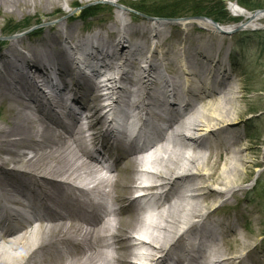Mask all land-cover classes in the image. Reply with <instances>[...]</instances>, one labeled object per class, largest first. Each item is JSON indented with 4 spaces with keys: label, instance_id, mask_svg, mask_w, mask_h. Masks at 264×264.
Here are the masks:
<instances>
[{
    "label": "bare ground",
    "instance_id": "obj_1",
    "mask_svg": "<svg viewBox=\"0 0 264 264\" xmlns=\"http://www.w3.org/2000/svg\"><path fill=\"white\" fill-rule=\"evenodd\" d=\"M121 9L109 26L85 33L67 19L0 47V264H250L215 208L251 166L230 76L201 37L170 41L174 23ZM227 9L244 30L264 26V11Z\"/></svg>",
    "mask_w": 264,
    "mask_h": 264
},
{
    "label": "rangeland",
    "instance_id": "obj_2",
    "mask_svg": "<svg viewBox=\"0 0 264 264\" xmlns=\"http://www.w3.org/2000/svg\"><path fill=\"white\" fill-rule=\"evenodd\" d=\"M137 1L139 0H72L67 4L60 0L52 6L42 4L38 8H26L24 5H9L0 0V47L15 37L36 36L50 25L65 24L67 19L74 21L85 33L99 25L109 26L113 14L121 9L117 4L129 7ZM227 5V2L223 5L226 14L221 20L224 21L223 24L244 22L242 16H232ZM121 10L128 12L136 21L149 20L141 15H133L128 9ZM86 11H90L91 15L87 16ZM123 18L129 22L127 17ZM259 21L264 24V18ZM169 23L174 24L164 25L163 29L165 36L171 38L170 41L178 33L184 38L187 31H190L188 35L192 45L201 37L206 53L222 64L223 74L230 76L234 105L238 109V113H234L237 118L235 120H238L235 127L241 143L251 147L246 156V162L251 166L248 173L243 174V182L236 187V196H221L215 208L218 217L234 228L237 242L246 239L252 247L250 264H264V33L258 34L259 30H239L233 34L217 35L196 24L181 28L176 22ZM156 42L157 39L152 38V45ZM203 62L211 66L206 59ZM80 66L84 64L80 62ZM123 69L128 70V65L123 66ZM121 82L127 85L124 80ZM129 173L130 177L135 176L136 168ZM233 244L234 242H228L225 247H232Z\"/></svg>",
    "mask_w": 264,
    "mask_h": 264
},
{
    "label": "trees",
    "instance_id": "obj_3",
    "mask_svg": "<svg viewBox=\"0 0 264 264\" xmlns=\"http://www.w3.org/2000/svg\"><path fill=\"white\" fill-rule=\"evenodd\" d=\"M235 1L238 5L249 11L264 7V0ZM223 5L224 2L222 0H139L135 3H131L129 7L147 16L179 18L202 15L212 18L219 23H223L224 21L221 20L223 16L226 15ZM88 15H91L90 11L87 12V16ZM12 29L13 28H9V30ZM257 33H264V31H258Z\"/></svg>",
    "mask_w": 264,
    "mask_h": 264
},
{
    "label": "water",
    "instance_id": "obj_4",
    "mask_svg": "<svg viewBox=\"0 0 264 264\" xmlns=\"http://www.w3.org/2000/svg\"><path fill=\"white\" fill-rule=\"evenodd\" d=\"M224 1H226V0H224ZM263 11H264V8L254 11L253 13L250 14L251 15L250 16V19L254 18V15L255 14H257L259 12H263ZM192 19L209 20V21H211L215 25L216 28H218V29L220 28V26L218 25V23L215 22V21H213L210 18H206V17H203V16H198V17H192ZM243 28H244V23L243 22H240L235 27L230 28L226 32L224 30H220L221 31L220 34H232V33L237 32L239 30H243ZM251 29H264V26H262V27H254V28H251Z\"/></svg>",
    "mask_w": 264,
    "mask_h": 264
}]
</instances>
